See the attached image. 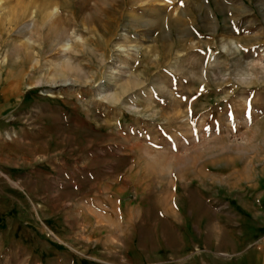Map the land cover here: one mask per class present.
<instances>
[{
    "label": "rangeland",
    "instance_id": "rangeland-1",
    "mask_svg": "<svg viewBox=\"0 0 264 264\" xmlns=\"http://www.w3.org/2000/svg\"><path fill=\"white\" fill-rule=\"evenodd\" d=\"M0 133V264H203L264 188V0H0Z\"/></svg>",
    "mask_w": 264,
    "mask_h": 264
},
{
    "label": "crops",
    "instance_id": "crops-1",
    "mask_svg": "<svg viewBox=\"0 0 264 264\" xmlns=\"http://www.w3.org/2000/svg\"><path fill=\"white\" fill-rule=\"evenodd\" d=\"M11 140L13 138L4 139L0 133V218L11 217L5 214H9L12 208L10 205L14 201L4 195L7 194L10 197L11 187L19 185V181L13 178L11 172L15 166L11 162ZM252 191L250 189L247 196L239 200L242 205L245 201L251 202L243 205L246 210L232 208L229 210L236 219L230 224L234 229H223L228 223L223 222L222 219L217 222L215 229H200L207 236L204 247L209 251V254L205 255L206 259L203 264H264V188L258 190L259 192L255 191L258 193L256 195L249 194ZM239 201L237 199L236 202ZM250 206H254V209L251 210ZM215 213L216 211H213V214ZM218 218L221 217L218 216ZM248 223L250 224L249 229H244L243 226H247ZM216 251L228 253L229 258L219 257L215 254Z\"/></svg>",
    "mask_w": 264,
    "mask_h": 264
},
{
    "label": "bare ground",
    "instance_id": "bare-ground-1",
    "mask_svg": "<svg viewBox=\"0 0 264 264\" xmlns=\"http://www.w3.org/2000/svg\"><path fill=\"white\" fill-rule=\"evenodd\" d=\"M52 17H53V16H52ZM52 24H53V23H52ZM31 28H33V29L37 28V27H36V24L34 23V24L32 25ZM31 31H32V30H31ZM70 67H71V66H70ZM40 83H42V82H40ZM111 97H112L113 100H117L115 95H113V96H111Z\"/></svg>",
    "mask_w": 264,
    "mask_h": 264
}]
</instances>
